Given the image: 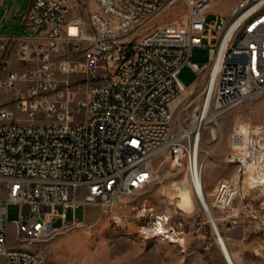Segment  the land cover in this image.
I'll return each mask as SVG.
<instances>
[{"label":"built area","instance_id":"built-area-1","mask_svg":"<svg viewBox=\"0 0 264 264\" xmlns=\"http://www.w3.org/2000/svg\"><path fill=\"white\" fill-rule=\"evenodd\" d=\"M73 1L32 0L23 20L44 29L0 36V49L14 45L23 68L0 62V264H45L33 246L79 227L81 207L111 212L135 196L163 151L187 162L192 182L201 176L205 128L185 134L171 126L172 103L189 88L179 79L185 64L209 81L193 118H217L264 91V0H239L210 23L211 0H93L89 28L81 15L70 16ZM177 9L179 17L155 23ZM196 47L209 49L208 65L189 61ZM251 141L230 160L264 155L263 138L251 133ZM10 204L20 207L17 244L7 234ZM141 233L159 235L155 223Z\"/></svg>","mask_w":264,"mask_h":264},{"label":"rangeland","instance_id":"rangeland-1","mask_svg":"<svg viewBox=\"0 0 264 264\" xmlns=\"http://www.w3.org/2000/svg\"><path fill=\"white\" fill-rule=\"evenodd\" d=\"M32 0H2L0 2V36L24 37L37 35L44 29L27 30L23 15ZM239 0H211L205 17L207 23L228 16ZM93 0H74L70 16L81 15L89 28ZM181 10H169L155 23L174 19ZM204 16L198 17L195 28L200 30ZM67 58L82 57L67 53ZM9 60L17 70L23 69L16 61L14 45L0 49V62ZM189 61L199 67L210 63V52L206 47L193 49ZM179 79L189 87L173 103L171 126L175 132L188 129L195 114L198 101L208 83L207 74L199 77L185 64ZM86 99V91L80 93ZM82 117L79 116L78 119ZM248 127L252 134L264 140V91L206 124L202 135L200 161L203 164L202 179L209 205L226 247L235 264H264V185L250 187L247 184L245 163L231 161L230 155L241 154L234 150L232 142L241 127ZM212 127L219 134L213 137ZM262 155V153H261ZM174 159L166 151L157 154L152 162L153 177L135 196L122 198L111 212L99 205L89 204L76 211L81 225L64 232L49 242L38 243L33 249L41 251L45 264H229L219 245L215 231L207 215L200 209L193 215L178 211L168 205V195L175 184L188 180V166L183 159L172 166ZM262 160V161H261ZM264 162L261 156L257 164ZM235 186L236 193L226 205L217 203L218 186ZM0 183V198L5 197ZM62 211L61 206L56 207ZM170 211V220L164 234L145 237L144 226L156 223L157 216ZM20 207L8 206L7 234L11 244H17L15 222ZM69 215V219H70ZM61 221L54 226H60ZM172 239H175L172 241ZM182 240V241H180Z\"/></svg>","mask_w":264,"mask_h":264},{"label":"bare ground","instance_id":"bare-ground-1","mask_svg":"<svg viewBox=\"0 0 264 264\" xmlns=\"http://www.w3.org/2000/svg\"><path fill=\"white\" fill-rule=\"evenodd\" d=\"M211 2H210V7H211ZM209 85V81L207 83ZM211 120L216 121V115H210L207 116L206 114L204 115H198L197 117H194L192 121L190 122V127L185 130V134H188L195 129H201V128H206V124L209 123ZM212 136L215 138L219 134V130L217 127H212L211 130ZM238 134H241L243 136L242 141H237L236 136L234 141L232 142L234 150H237L239 153L238 155H242L247 153V151L250 148L251 145V138L248 132V127H241L238 130ZM261 156H264L263 153L258 157V160L261 158ZM172 166H176L178 162L176 160H172ZM251 160H247L244 158L242 160L243 163H245V169L247 172V184L250 187H254L257 185H264V162L263 164L261 162L257 164L253 163H247ZM262 161V160H261ZM202 175L198 174L197 178L192 182L190 180V177L188 176L189 182L187 180H184L180 184H175L173 189H171L170 194L168 195V205H173L174 208L178 211H181L184 214L187 215H193L198 211V205H200V209L209 217L211 216V219L214 221L212 215V211L209 205L208 201V196L207 192L205 191V185L202 179ZM223 187L218 186L217 191H218V197H217V203L221 206L226 205L227 203L229 204L235 193H236V188L235 186H227L226 183H223ZM170 211H167L165 213L160 214L161 218L163 216V219H160L155 223V229L157 234H164L167 232V228L165 225L169 222L170 220ZM216 225V224H215ZM167 226V225H166ZM217 226V225H216ZM218 234L216 235V238L218 239L219 245L222 246V252L224 256L226 257L227 261L229 264H235L231 258V255L226 247V244L224 242V239L222 238V235L217 227ZM175 239H172L174 241ZM182 241V240H180Z\"/></svg>","mask_w":264,"mask_h":264},{"label":"water","instance_id":"water-1","mask_svg":"<svg viewBox=\"0 0 264 264\" xmlns=\"http://www.w3.org/2000/svg\"><path fill=\"white\" fill-rule=\"evenodd\" d=\"M208 219H209V221L212 224V227H213V229L215 231V234L217 235L218 234L217 226L215 225L214 221L211 219V216L210 215H209Z\"/></svg>","mask_w":264,"mask_h":264},{"label":"crops","instance_id":"crops-1","mask_svg":"<svg viewBox=\"0 0 264 264\" xmlns=\"http://www.w3.org/2000/svg\"><path fill=\"white\" fill-rule=\"evenodd\" d=\"M25 25H26L27 30H33V28L31 26H29L27 24H25Z\"/></svg>","mask_w":264,"mask_h":264}]
</instances>
